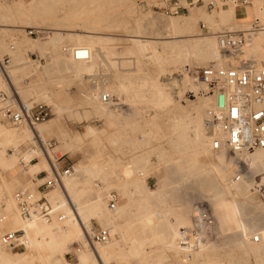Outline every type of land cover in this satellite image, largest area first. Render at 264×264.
Segmentation results:
<instances>
[{"label":"bare ground","instance_id":"obj_1","mask_svg":"<svg viewBox=\"0 0 264 264\" xmlns=\"http://www.w3.org/2000/svg\"><path fill=\"white\" fill-rule=\"evenodd\" d=\"M46 3L48 0H31L28 10H24L23 2H19L16 7L0 3V22L10 20L12 14L16 15L17 12L30 15L27 16L29 19L39 18L43 12L42 6ZM232 4L237 6L235 3ZM86 11L87 9H81L72 16L66 14V17L69 15L76 18L79 25L78 20L83 19L81 15ZM210 16L212 15L203 11L202 14H188L185 18L178 16L180 18L169 19L166 22L160 21V18L134 20L132 31L126 35L130 43L124 52L116 50L115 42L119 40L114 36L115 34L101 32L114 25L113 17L109 15L108 24H106L107 21L101 20L89 21V24L84 25L85 30L81 32L66 30L65 34L61 33V29L53 28L49 32V37L46 36L45 40L41 38L42 41L39 38V42L35 40V42L19 44L17 36L14 35L19 50L35 48L45 51L49 47L59 46L63 40H66L67 45L62 48V53H52V58H47L45 65L32 60H24V56L18 51L15 57L18 64L14 70H12L13 65L7 69L9 82L3 80L2 87L5 90L15 88L22 101L29 106L36 102L45 103L52 108L56 117L67 112L79 119H88L94 114L105 119L109 126L127 123L128 116L139 112L140 104L146 105L150 102L156 106L165 107L174 102L163 89L158 74L142 70L146 62L154 61L161 72L171 67L183 68V86L177 95L179 99L184 97H182V92L188 89L193 78L185 67L193 64L201 66L211 61L213 62L211 65L218 67L227 64L230 54L219 48L216 33L212 34L216 42L212 36L192 35L196 24L201 19H208ZM165 18L164 16L163 20ZM215 18L232 20L233 13L229 11V8L221 9L216 13ZM158 21L162 23H159L160 25L166 23L164 34L166 32L167 35L180 36L166 39L156 37V34L161 33L160 28H157ZM257 33L252 34L247 40L240 53V58L250 64L264 66V54L259 57L254 49L249 52L244 51L246 46L251 45L252 38ZM262 39L264 40V35ZM11 48L14 49L13 45ZM75 48L87 49L90 58L88 60L75 59L71 52ZM116 55H120V58H115ZM126 61L133 62L135 68L127 73L117 72L120 75L116 74V77L112 75L116 81L106 83V80V82L91 84L90 90L80 102H73L67 96L64 88L66 82L79 81L88 76L90 78V75L98 72L99 66L101 68L110 66L112 73H116L119 71L117 67L126 65ZM53 72L55 75L52 80L50 75ZM20 74L24 76L19 80L14 78ZM197 80L196 77L197 87H203L205 90L202 94L203 101L190 106V109H186L170 124L173 133L166 138L167 146L160 143L156 149L152 150L151 155L148 154L149 149L146 151L143 149L131 155L127 164L124 165V174L117 171L112 161H108V165H105L104 160H96V158L78 161L75 165V172L73 173V169V174L63 181L60 189L64 198L53 205L49 219L37 217L24 219L16 207L13 209L11 202L8 207L1 203L4 210L7 208L8 213L13 212L14 223L20 224L19 227L22 228V235L19 236L20 243L28 249H35L41 254L46 253L50 256L64 252L67 249L66 243L79 241L83 244V249L79 250V264H104V262L106 264L108 257L112 254H116L123 261L122 264H130L132 259H138L142 250H145V246L140 247L138 233L134 228L136 221H143L150 223L149 226L157 231L161 224L168 227L169 238L161 245L162 248L182 254L199 264H226L227 262H223L219 257L220 246L209 239L211 236L208 233L205 234L204 228L201 229L204 226L203 211L193 205L196 199L195 192H198L201 198L202 196L208 198L210 194L220 189L223 191L220 198V203L223 205L221 218L227 227L218 228L223 240L234 242L235 248L232 247V250L236 249L237 252H241L243 255L239 259L243 261L245 258L251 259L252 250L263 252L264 245H257L253 237L261 235L264 244V203L261 200L256 203L251 197L256 206H263L261 213L257 214L248 210L249 208L247 209L241 202V198L246 195L250 198L259 191L264 201V190L259 189V186L264 185V149L230 150L233 151V156H228L226 153L228 150L224 145L218 150L212 147L216 134L207 130L205 120L208 109L213 105L214 96L209 95L206 86ZM197 87L195 89H198ZM104 94L110 97L108 101H103ZM114 96L118 101H115ZM121 104H127L129 107L124 109ZM85 105H88L90 109H86ZM205 106L204 125L208 135L202 126V108ZM81 108H83L82 112ZM146 112L150 113L145 123H152L157 118L156 111L146 110ZM86 127H88V135L95 137L98 134V130L93 126ZM53 137H56L58 145L50 149L52 145L46 142ZM142 145L145 146L147 143ZM23 147H29L28 151H25ZM9 149L12 152L10 154ZM65 150L69 154H75L74 143L62 130L57 129L56 118L36 124L34 127L21 125L14 128L4 124L0 114V162L6 167L12 168L21 163L35 181L42 182L37 174L50 173L52 163L56 165V160L58 161L59 157L65 154ZM153 156L157 158L158 167L157 171L150 172L146 169V165L150 163ZM161 166L165 169L162 175L164 176L163 185L153 190L147 185L146 177L162 170ZM236 170L242 171L238 173ZM237 174H241L238 180L235 179ZM210 178L214 183L209 182ZM96 182L101 183L102 187L100 185V188H96ZM113 191L118 193L121 202L117 201L115 208H110L108 201ZM168 191L175 193L183 191V194L178 195L171 204L168 200ZM69 193L73 196L71 201ZM56 194L57 192L54 193ZM195 211L197 214L194 213ZM93 221L101 223L102 228L108 229V242L96 243L95 246L89 243L87 233L93 232L90 224ZM49 223H65V227L57 226L58 233H56ZM233 230L238 232L239 242L235 241ZM0 243L2 244L1 241ZM154 249L151 248V251ZM257 259L264 260V257L263 259L255 257V264H264V261L258 263ZM141 261L140 263L143 264ZM0 264L32 263L24 258L17 260L0 258ZM152 264L163 263L156 261ZM245 264L250 263L247 261Z\"/></svg>","mask_w":264,"mask_h":264},{"label":"rangeland","instance_id":"obj_2","mask_svg":"<svg viewBox=\"0 0 264 264\" xmlns=\"http://www.w3.org/2000/svg\"><path fill=\"white\" fill-rule=\"evenodd\" d=\"M30 1L31 0H0V3L5 4L7 6L16 7L19 2H23V4H25L24 10H28L27 8L30 5ZM204 1L206 2L208 0H204ZM250 1L254 4V7L257 9V11L255 16L249 19V23L246 25L238 24L236 22L228 23L231 20L227 21V20H222L220 18H215L217 11L226 8H229V11L234 15V10L231 7H235V6H230L233 5L231 2H227L225 5H219L213 11L207 8L206 3L204 5L198 4L195 7H191V8L189 7L188 11H185L184 13L178 16H183L182 18H185V15L188 14L198 15V13L195 11V8L199 10H203L206 14L214 16V17L210 16L208 19H201L194 27V32L192 33V35L195 36L199 35V37L212 36V38L216 42V39L212 34L225 29L238 31V32L245 31L251 28L255 18L259 19L260 23L264 26V12H262V16L258 15V11L262 9L263 5L259 2L260 0H250ZM183 3L185 2L183 1ZM154 5H156L155 0H123V1L121 0H48V3L42 6L43 12H42V16H40L39 18L32 17L29 19L28 17L30 15L17 12L15 13L16 15L12 14V17L9 18L10 20L0 22L1 25L0 26V55H1L0 57L3 56L9 57V59L11 60L10 67H12L13 65L12 70H14L18 64L15 58L16 55L18 54V51L22 53V55L24 56V60H30V61L32 60L45 65L48 59L52 58V53H57V52L62 53L63 51L62 48L67 45L66 40H63L60 43V45L57 46L58 48L49 47L45 51H41L35 48L34 49L28 48L29 51L26 48H24L23 50H19L18 43L19 44L22 42L30 43V42H35V40L39 42L41 38L42 40H45L46 36L49 37L50 35L49 32L53 30V28H59L62 30L61 33L65 34L66 30H75L78 32L85 30L84 25L89 24L90 23L89 21L92 22V21L101 20V21H107L106 24H108V15L113 17L112 20H114L113 23L114 25L112 28H108L107 25L106 27L108 29L101 32L103 33L112 32L113 34H115L114 36H116L119 40L115 42L116 45L115 48L119 52L120 51L124 52L126 46L128 45V43H130V39L126 35L132 31V25L134 20H138L141 18H147L148 20H152V19L155 20L160 18L159 19L160 21L166 22V20L169 19L180 18L178 16L165 15L158 8H155ZM130 7L131 9H129ZM81 9H87V11L85 14L81 15L83 19L78 20L79 22L78 25L77 19L71 16L75 12L77 11L79 12ZM54 11L57 12L55 13ZM66 14H69L71 16L68 15V17H66ZM89 16L90 18H86ZM164 16L167 19L165 18V20H163ZM93 17L96 18L92 19ZM160 21H158L157 23L158 27L157 26L156 27L160 28L159 32L161 33L156 34L155 35L156 37L166 39V38H172V37L175 38L180 36L173 34L167 35L166 32L164 34L165 31L164 26L166 25V23L160 25L162 24ZM201 24H204L207 30H203ZM48 29L49 31H47ZM30 30H36V34L30 35L29 34ZM46 32H48V34ZM14 35L17 36L16 39L19 41L18 43L14 40L13 37ZM263 35H264V30H260L257 34H255L252 38L251 45L246 46L244 51L249 52L250 50L254 49V51L259 55V57L262 54H264V40L262 39ZM11 45H13L14 49L11 48ZM219 53L221 54L220 51ZM240 57L241 56H239V58ZM115 58L117 59L120 58V55H116ZM208 63H210L209 65H211V63L213 64L212 61ZM208 63H206L205 65L202 64L201 66L200 65L197 66L198 64H193L191 66L185 67L189 71L187 72L190 75H193V78L191 80V84L189 85L188 89L186 88L185 91L182 92V97L183 96L184 97L179 99L177 95L180 91L181 86H183V78H184L183 68L171 67L161 72L159 66L154 61L146 62L145 63L146 65L143 67L142 70L145 72H150L155 75L158 74L157 76L159 82L161 83L163 89L172 98L174 102L170 106L168 105L165 107L158 105L156 106L154 105V103H150V102L146 103V105L140 104L141 107H139V112L137 114L128 116L127 123L123 122L122 124H118L116 126H109L108 123L105 121V119L98 117L94 114L91 115L88 119H84V118L79 119L75 115L68 114L67 112H64L59 117H56V115L52 111V108L48 106L51 109L52 114L49 117V119L41 123H45L56 118L57 129L59 131L62 130L63 133H65L68 136V139L74 143V147H75V155L70 156L69 153H67V151L65 150L66 154L60 156L58 161H56V166L59 167L60 165L62 166L74 165V170H75V164L78 161H82V160L84 161L87 159L93 160L96 158V160L99 159L104 160L106 162L105 165H108V161L110 162L112 161V164L116 166L117 171L119 173L122 172L124 174L125 173L124 165L127 164L128 159L130 158L131 155L135 153H139L143 149L145 151L149 149L148 154L151 155L152 150L156 149L160 143L163 144L164 146H167L166 138H169L173 133L170 124L173 123L176 120V118L180 116L186 109H190L191 108L190 106H192L193 104L197 105L198 101L201 100L203 101L202 94L205 93V90H203V87L202 88L199 87L200 89L197 87L198 84L196 82V74L201 68L207 66ZM99 68H101V66H99ZM99 68L97 70L98 72L96 71L97 73L92 74L93 76L90 75V78L88 76L82 80L66 82L64 84L66 94L69 98L72 99L73 102L82 101L84 95H86L90 90L89 86L91 84L101 83L104 81L106 82V80H107L106 83L114 82L116 81V78L114 77H116L117 72L120 74L127 73L129 71H132L135 68V65L133 62L126 61V65H120L117 67L119 71H116V73L115 72L112 73L110 66H106V68L102 66L101 69ZM194 70L196 73L194 72ZM120 74H117V76H119ZM54 75H55L54 72L52 73V75H50V78L52 80ZM112 75L114 77H112ZM23 76L24 75L20 74L17 75L16 77L14 76V78L19 80ZM196 87L198 89H195ZM201 91L203 93H201ZM116 98L117 97L114 96L115 101H118V99ZM122 105L124 109H127L129 107L127 104H121V106ZM85 108L90 109L88 105H85ZM205 108L206 106L202 108V126L205 133L208 135L204 125ZM82 109L83 108H81V112L83 111ZM146 110L156 111L157 118L152 123L150 122L145 123L146 119H148V114L150 113V112L147 113ZM3 122L9 127L16 128L15 126L10 125L4 120ZM86 126H93L98 130V134L95 137L88 135L87 134L88 127ZM46 143L52 145V147H49L50 149L58 145V141L56 137L50 138ZM146 143L147 145L145 146L142 145ZM28 148L29 147L27 148L23 147L25 151H28ZM227 150H228L226 152L227 155L233 156L232 153L233 151H230L229 149ZM19 167L20 166H18V169L13 173L7 171L8 167H6L0 162V237L3 233H6L8 231L20 230L17 226L9 225L10 223H14L13 212L11 211V214L8 213V211L6 210L7 208L4 210L2 204L8 207L9 203L11 202L13 204L12 205L13 209H15V207L17 208V204L14 200V193L19 189L35 190L38 184L41 183L35 181L29 174L23 172V170L20 169ZM157 167H158L157 158L156 156H153L150 163L146 165V169L152 172L155 170L157 171ZM164 170L165 169L163 167V169L160 170L161 172L159 171L160 173L157 172L155 174H149L146 177V183L151 189L156 190L159 186L163 185L164 176L162 175H164L163 173ZM236 171H235V175H236ZM37 177L40 180L45 179L46 173L41 172L39 173V176L37 174ZM66 178L67 177H65L64 180ZM209 182L214 183V181H212L211 178L209 179ZM100 185L101 183L97 184V182L95 184L96 188H100ZM56 192L57 194L54 195V193ZM222 192L223 191L219 189L216 193L210 194L208 198L207 196H202L201 198L199 197V193L195 192L194 195L196 196V199L193 201V205L194 207L195 206L198 207V209H200L205 213V215L208 218V220L206 219L207 223H214L212 231L215 233H213V235H210L211 237L209 239L212 242H215L218 246H220L219 249L220 248L221 249L219 250V257L223 262L224 261L225 263L227 262L226 264H228V262H230L229 264H243L244 262L245 264L248 261V263L250 264H255L256 263L255 257H258L259 259H263L264 251L260 252V251L252 250L250 253L251 259L245 258V260L243 261L239 259L243 254L241 252H237L236 249L234 251L232 250L233 248H235L233 244L234 242L223 240L224 238L220 233V229H218V228H222V229L227 228L226 223H223V219L221 218L222 216L221 213L223 212L221 210L223 205H221L220 203ZM61 193L62 191L60 187H57L53 189L48 195L52 207L57 201L64 198L63 193L62 194ZM114 193L117 194L118 197L117 201L121 202V198L118 195V193L116 191ZM182 194L183 191H180L178 193L168 191V200L170 201L171 204H173L177 196L178 195L180 196ZM238 197H240V195H238ZM247 197L248 196L246 195L245 197L241 198V202L243 203V205H245L247 209L249 208L248 210H250L251 212L260 214L263 206L260 205L256 206V203H259V200H261V202L264 203L261 192L258 191L255 193V195H251L250 198ZM251 197L255 199L256 203L251 199ZM69 198L70 201L73 198V196L70 193H69ZM194 213L197 214L196 211ZM93 225L95 231L99 226L96 222H93ZM149 225L150 223H145L143 221H136L134 225V228L137 230L138 233L137 238L139 240V245L140 247L145 246V250L144 251L142 250V254L138 257V259H132L129 262L130 264H141L140 263L141 260L143 264L144 263L152 264L153 262L156 261L161 262L163 264H199L198 262L196 263L195 261L190 260L189 258H187L182 254H178L174 251H169L161 247V245H163V243L169 238V229L166 225L161 224V226L158 228V231L153 227L151 228ZM205 234H207V231ZM232 234L234 235L233 237L235 241L239 242L238 241L239 235H237L238 232L236 230H233ZM225 244L227 245L228 248L226 247ZM260 244L264 245L262 242L257 243V245ZM82 246H83L82 242L79 241L70 243L68 245V248L65 250V253L68 252L66 258L71 264L78 263L77 257L79 258V252L77 251V249L80 247L81 249H83ZM19 247H24L25 249H19ZM0 248H1L0 258L14 260L15 258H19V256L25 255L27 256L26 258H28L27 260H30V263L32 264H66V262L62 263L61 262L62 260L60 261L57 259L55 260L50 259V257L55 255L52 256L50 255L49 259H45V258L41 259L36 256L33 258V256L36 255V250L28 249L24 245H20L16 247V249H11L1 244ZM151 248H155V249L151 251ZM13 252H17V253H13ZM225 253H227L228 255H226ZM61 256L62 255H60V257ZM257 261L258 263H260V261H264V260L257 259ZM108 263L122 264L123 261L119 259L116 254H112V256L110 255L106 261V264Z\"/></svg>","mask_w":264,"mask_h":264},{"label":"built area","instance_id":"obj_3","mask_svg":"<svg viewBox=\"0 0 264 264\" xmlns=\"http://www.w3.org/2000/svg\"><path fill=\"white\" fill-rule=\"evenodd\" d=\"M227 2L236 5H249V0H190L183 4L180 0H155L154 7L169 16H178L189 10V7L204 5L213 11L219 5ZM203 30H207L201 24ZM264 30L259 19H255L251 28L246 31L222 30L215 36L219 48L230 54L229 61L225 66H205L201 68L196 77L204 84L209 95H213V105L207 111L205 125L207 130L216 137L213 139L212 147L215 150L223 145L234 151H253L264 149V66L248 63L239 58L243 47L252 34ZM30 35L36 34V30H30ZM77 60H88L89 51L85 48H75L71 51ZM9 57H0V114L2 119L12 126L27 125L34 127L51 116V109L45 103H34L27 105L19 97L16 89L5 90L2 81L9 82L7 69L10 67ZM109 96L104 94L103 101H108ZM241 168V167H240ZM73 167L68 165L59 169L54 163L51 165V172H45L46 178L35 190L19 189L14 193V200L22 218L49 219L52 212V205L48 195L50 192L63 185L65 177L72 174ZM242 170L237 171L238 173ZM241 174L235 177L238 180ZM264 190V185L259 186ZM117 194L112 192L109 206L115 208ZM204 226L201 228L205 233L213 235L214 223H207V216L203 212ZM88 234L89 243L95 246L96 243H106L109 240L107 229L100 228ZM20 231H8L1 235L0 241L5 246L13 249L20 245ZM253 241L263 242L261 235H255Z\"/></svg>","mask_w":264,"mask_h":264},{"label":"crops","instance_id":"obj_4","mask_svg":"<svg viewBox=\"0 0 264 264\" xmlns=\"http://www.w3.org/2000/svg\"><path fill=\"white\" fill-rule=\"evenodd\" d=\"M181 2H185V3H183V4H186V3H188L190 0H180ZM250 1V0H249ZM262 5H263V7H262V9L261 10H259L258 11V15L259 16H262V12H264V0H260L259 1ZM230 6H234V5H230ZM233 10H234V15H233V19L231 20V21H229L228 23H233V22H236V23H238V24H242V25H246V24H248L249 23V19H251V18H253L254 16H255V14H256V11H257V9L254 7V4L250 1V4L249 5H237V6H235V7H231ZM230 8V9H231ZM195 11L198 13V14H201V13H203V10H199V9H196L195 8ZM218 12H220V10L219 11H217L216 13H218ZM11 150L9 149L8 150V153L10 154V153H12V152H10ZM66 154V153H65ZM65 154H63V155H65ZM70 156H73V155H75V154H69ZM60 158V157H59ZM58 159V158H57ZM57 161V160H56ZM64 165V164H63ZM76 165V164H75ZM18 166H20L19 168L20 169H22L23 170V172H26L27 173V171L25 170V168L24 167H21V163H18V164H16L15 166H13L12 168H7L8 170L7 171H10V172H15L17 169H18ZM23 166V165H22ZM68 165H65V166H62V165H60L58 168L59 169H63V168H65V167H67ZM73 167V169H74V165L72 166ZM75 172V170H73V173ZM41 173V172H40ZM72 173V174H73ZM28 174V173H27ZM40 175H42V174H40ZM38 176H39V174H38ZM41 181H44V179H42ZM8 182V181H7ZM40 184V183H39ZM94 222V221H93ZM51 226H52V229L54 230V231H56V227L57 226H60V227H65V223H49ZM91 224V230L94 232V225H93V223H90ZM98 224V228L95 230V231H97V230H99L100 228H102V224L101 223H97ZM10 226H17L20 230H18V231H20V236L22 235V228H20L19 226H20V224H18V223H10L9 224ZM104 229H106V228H104ZM108 230V229H107ZM56 233H58L57 231H56ZM71 243H74V242H71ZM256 243V242H255ZM67 245H66V247L68 248V245L70 244V242H68V243H66ZM13 249H16V248H13ZM19 249H25L24 247H19ZM81 249V247L80 248H78L77 249V251L79 252V250ZM20 252H22V251H20ZM13 253H17V252H13ZM36 255H34L33 256V258L36 256V257H39V258H45V259H49V256H48V254H46V253H44V254H41V253H39L38 251H36ZM68 253V252H67ZM67 253H65V251L63 252L62 251V253H59L60 255L62 254V256H61V259H60V255L58 254V255H55V256H52V254H51V256L52 257H50V259H52V260H55V259H57V260H62V261H64V263L66 262V263H68V264H71L68 260H67V258H66V255H67ZM27 256H25V255H23V256H19V258H15L14 260H17V259H20V258H24V259H28V258H26ZM44 259V260H45ZM61 261V262H62ZM77 262L78 263H75V264H79V258L77 257Z\"/></svg>","mask_w":264,"mask_h":264}]
</instances>
